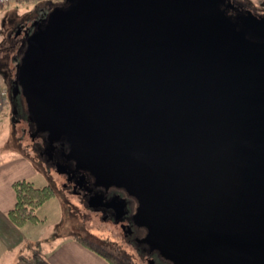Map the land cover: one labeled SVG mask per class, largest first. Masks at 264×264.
I'll return each instance as SVG.
<instances>
[{"label": "water", "instance_id": "water-1", "mask_svg": "<svg viewBox=\"0 0 264 264\" xmlns=\"http://www.w3.org/2000/svg\"><path fill=\"white\" fill-rule=\"evenodd\" d=\"M63 1L15 63L31 136L135 197L144 241L172 264H264V15Z\"/></svg>", "mask_w": 264, "mask_h": 264}, {"label": "rangeland", "instance_id": "rangeland-1", "mask_svg": "<svg viewBox=\"0 0 264 264\" xmlns=\"http://www.w3.org/2000/svg\"><path fill=\"white\" fill-rule=\"evenodd\" d=\"M59 1L63 0H11V8L0 5V67H7L2 70L4 81L0 83V89L6 91L4 106L11 103L10 80L15 75V63L22 51L20 44L24 41V35L20 33L15 35L14 27L22 21L30 22L37 16V12H40V8H51ZM241 1L251 4L264 2V0ZM2 71L0 69V72ZM18 99L25 115L26 108L21 93ZM24 115L16 116L10 110L6 111L4 119L0 118V149L26 155L31 161L33 174L24 178L35 186L50 185L54 191L53 195L36 209L40 222H29L31 225L27 228V233L30 244L38 242L39 245L33 246L47 254L55 245L73 238L96 254L105 257L109 264H145L139 260L134 248L124 241L118 229L107 222H101L95 216H90L84 203L63 187V174L57 172L54 165L47 162L44 154L33 148L32 136L22 131L27 125ZM10 254L7 253L5 261H9Z\"/></svg>", "mask_w": 264, "mask_h": 264}, {"label": "flooded vegetation", "instance_id": "flooded-vegetation-1", "mask_svg": "<svg viewBox=\"0 0 264 264\" xmlns=\"http://www.w3.org/2000/svg\"><path fill=\"white\" fill-rule=\"evenodd\" d=\"M62 2L59 1L57 4H62ZM222 8L232 20L238 23L239 18L248 11L257 16L264 15V2L251 4L241 0H226ZM49 9L47 7L40 8V12H37V16L30 22L22 21L18 23L14 27V32L24 31L25 39L40 23ZM23 44L24 41L21 42V47H23ZM10 81V101L14 104L13 112L16 116L24 115L22 105L18 99L19 93L14 94L16 80L13 77ZM24 116L27 125L26 128H23V131L31 135L34 127L27 120L26 114ZM31 141L33 148L37 149L40 154H44L47 162L54 165L56 170L60 169L57 172L63 174V187L76 196L77 200H81L84 203L85 209L90 216H95L101 222H107L118 229L124 241L134 248L141 262H145V264H172L144 241L146 229L137 224L134 219L137 207V199L135 197L122 187L98 183L89 170L77 167L74 160L66 156L67 146L65 143L57 141L50 144L43 133H37L31 138Z\"/></svg>", "mask_w": 264, "mask_h": 264}, {"label": "crops", "instance_id": "crops-1", "mask_svg": "<svg viewBox=\"0 0 264 264\" xmlns=\"http://www.w3.org/2000/svg\"><path fill=\"white\" fill-rule=\"evenodd\" d=\"M5 6L7 8L12 7L10 3ZM0 69L2 71L7 67H0ZM0 79V83H2L4 81L3 71L0 72ZM13 109L12 102L6 104L0 111V118L6 117V111L11 110L14 114ZM31 174H33L31 161L26 155L0 149V264H16V259L20 254L38 249L33 245H39V243L35 242L31 245L28 237L27 228L31 224L27 222L17 227L6 215L7 210L12 207L15 200L12 182ZM9 252L11 253L9 261H5L4 259ZM43 255L50 264H109L105 257L96 254L85 244H80L73 238H68L63 243L55 245L50 249V252Z\"/></svg>", "mask_w": 264, "mask_h": 264}, {"label": "trees", "instance_id": "trees-1", "mask_svg": "<svg viewBox=\"0 0 264 264\" xmlns=\"http://www.w3.org/2000/svg\"><path fill=\"white\" fill-rule=\"evenodd\" d=\"M15 200L11 208L6 212L8 219L17 227L27 222L37 223L39 218L36 209L41 203L54 193L50 185L35 186L26 178H19L11 184ZM16 264H50L39 249L20 254Z\"/></svg>", "mask_w": 264, "mask_h": 264}, {"label": "built area", "instance_id": "built-area-1", "mask_svg": "<svg viewBox=\"0 0 264 264\" xmlns=\"http://www.w3.org/2000/svg\"><path fill=\"white\" fill-rule=\"evenodd\" d=\"M11 0H0V5H6L10 3ZM17 1V0H14ZM6 100V91L4 89H0V109L3 108Z\"/></svg>", "mask_w": 264, "mask_h": 264}]
</instances>
